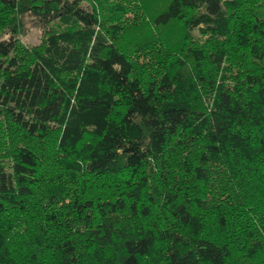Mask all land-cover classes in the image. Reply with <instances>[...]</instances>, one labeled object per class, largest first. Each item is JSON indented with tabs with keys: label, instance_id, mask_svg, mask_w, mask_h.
Masks as SVG:
<instances>
[{
	"label": "trees",
	"instance_id": "16d2710c",
	"mask_svg": "<svg viewBox=\"0 0 264 264\" xmlns=\"http://www.w3.org/2000/svg\"><path fill=\"white\" fill-rule=\"evenodd\" d=\"M140 8L0 0V264H264V0Z\"/></svg>",
	"mask_w": 264,
	"mask_h": 264
},
{
	"label": "rangeland",
	"instance_id": "374dc122",
	"mask_svg": "<svg viewBox=\"0 0 264 264\" xmlns=\"http://www.w3.org/2000/svg\"><path fill=\"white\" fill-rule=\"evenodd\" d=\"M137 1V3L140 4L139 12L137 13V16L134 19L140 20L141 18H146L144 14L149 11H152L155 6L161 1V0H133ZM196 32V31H194ZM127 39L130 41L127 45L130 49H136L139 48L142 44V38L140 39V36H143L138 30H130L128 33L126 32ZM44 38V35L40 28L36 26V23L34 19L28 16H24L23 18V27L22 30H20L19 39L23 44L26 45H36L42 43ZM135 58L144 60V51L143 50H136L135 51Z\"/></svg>",
	"mask_w": 264,
	"mask_h": 264
}]
</instances>
